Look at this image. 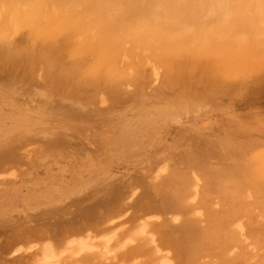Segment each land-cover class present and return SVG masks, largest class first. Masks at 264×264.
I'll return each instance as SVG.
<instances>
[{
    "label": "bare ground",
    "instance_id": "bare-ground-1",
    "mask_svg": "<svg viewBox=\"0 0 264 264\" xmlns=\"http://www.w3.org/2000/svg\"><path fill=\"white\" fill-rule=\"evenodd\" d=\"M182 1L190 2L153 8ZM223 3L197 0L192 54H220L201 29L202 15ZM2 17L0 193L42 170L50 185L0 221V264H264L255 261L264 248V222L255 227L264 218V139L237 144L228 120L212 122L224 87L208 65L149 76L111 61L90 66L84 51L61 61L39 31L16 41L29 19ZM4 106L23 112L13 126H3ZM113 157L122 172L86 178Z\"/></svg>",
    "mask_w": 264,
    "mask_h": 264
},
{
    "label": "rangeland",
    "instance_id": "rangeland-1",
    "mask_svg": "<svg viewBox=\"0 0 264 264\" xmlns=\"http://www.w3.org/2000/svg\"><path fill=\"white\" fill-rule=\"evenodd\" d=\"M156 1L158 0H0V10L4 22L14 10L22 19H29L23 20L25 28L14 36L19 44L28 42L39 31V37L42 36L41 39L51 45L50 49L48 46L50 53L61 61L67 60L73 51H84L90 66L111 61L121 70L134 67L149 76L158 68L162 73L169 68L193 69L208 65L210 71L216 74H212L213 82L220 88L224 87L222 93L218 94L219 101H222L220 109L215 108L211 112L212 122L228 120L229 131L237 138V144H244L249 137L264 139V133L261 132L264 128V0H224L222 6H215L210 14L202 15L205 20L201 29L203 37L209 44L220 49L218 56L215 53H209V56L205 48H196L195 51L200 50L198 55L190 52L194 46H189V25L191 22L197 23L198 17H201L196 11L197 0H190L189 4L184 1L180 4L163 3L155 10L153 7ZM30 20L34 26L29 23ZM187 45L191 50H188ZM62 48L65 49L64 52ZM162 66L167 69L163 71ZM194 89L200 92L202 85L196 84ZM224 107L228 108L226 114ZM3 108L6 117L3 126L6 127L13 126L23 113L15 106ZM238 115L242 119L240 122ZM234 116H237L236 119ZM114 118L113 121L117 120V116ZM231 121H235V127ZM171 128L174 130L178 125L173 124ZM117 136L118 133L114 137ZM58 167L60 166H54L52 170L55 178L62 177ZM108 167L122 172L125 164L113 157V160L107 161L93 172L88 171L86 178H102ZM42 171L34 175L37 183L34 176L30 179L32 181L28 180L30 185H38L37 188L34 189L25 182L26 185L20 184L17 189L2 195L0 193V199L5 204L0 202V221L9 215H15L13 211L16 210V205H21L25 198L37 192L45 193L50 182L46 183V172ZM71 178L69 175L65 181L68 183ZM263 222V215L258 216L255 227L260 228L259 224ZM256 249L259 253L254 250L258 256L255 261H259L264 256V248Z\"/></svg>",
    "mask_w": 264,
    "mask_h": 264
}]
</instances>
